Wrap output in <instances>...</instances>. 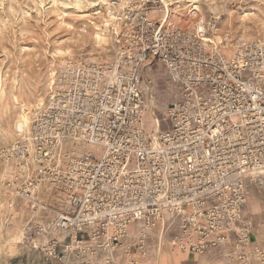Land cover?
<instances>
[{"label":"built area","instance_id":"built-area-1","mask_svg":"<svg viewBox=\"0 0 264 264\" xmlns=\"http://www.w3.org/2000/svg\"><path fill=\"white\" fill-rule=\"evenodd\" d=\"M159 1L127 8V47L116 52L113 64L68 63L64 87H55L37 114L32 143L12 147L19 165L40 166L67 140L104 149L102 158L83 154L62 171L54 162L48 174L27 178L19 190L18 197L35 210L40 205L34 194L44 176L65 190V210L52 222L30 220L22 233L24 247L41 253L45 264L73 256L78 264H114L136 223L145 226L136 248L146 256L147 230L168 214L180 221L183 251L202 255L229 243L235 233L237 262L264 264V248L253 243L251 224L242 215L248 182L264 188V43H245L227 59L212 45L215 24L202 21L204 31L196 37L171 31L151 17L149 6ZM148 60L164 66L184 88L183 99L172 103L164 120L172 122L166 133L156 117L157 130L145 131L149 105L142 83ZM200 88L207 92L199 94ZM88 229L86 243L82 235ZM62 232L71 241L60 251ZM98 252L106 253L101 262L83 260Z\"/></svg>","mask_w":264,"mask_h":264},{"label":"rangeland","instance_id":"rangeland-1","mask_svg":"<svg viewBox=\"0 0 264 264\" xmlns=\"http://www.w3.org/2000/svg\"><path fill=\"white\" fill-rule=\"evenodd\" d=\"M101 1L0 0V177L2 173L18 172L29 178L33 172L46 173L47 168H53L54 162L57 163L58 170L62 171L67 168L68 163L63 158L61 163L56 159L41 166L19 165L11 157L10 152L12 147L21 142L32 143L34 121L52 94L53 75L60 66L67 62V59L82 62L104 59L105 62L114 63L116 52L127 47L124 41V37L128 34V26L124 23L125 13H118L115 10L111 14ZM107 1L113 3V0H105V2ZM122 1L126 3V12H128L127 8L132 5L139 6L146 0ZM167 1L168 6L162 0L154 8L149 6L152 9L151 17L154 21L164 24L171 31H185L193 37L204 31L202 21L209 25L215 24L217 29L211 40L212 45L218 47L220 53L227 59L235 55L238 48L245 43H264V0ZM192 5L198 7L200 11L194 12L195 9ZM180 15L187 17L185 23L179 21ZM105 21L109 27L105 25ZM99 34L107 39L106 48L100 47L103 42L101 44L96 42L95 37ZM244 78H247V75ZM149 80H152L153 83L147 92L146 86ZM142 89L149 105L144 118L145 131H153L155 117L163 124L160 131L166 133L171 130L172 122L164 120L172 103L180 102L183 99V86L171 80L164 66L149 61L143 70ZM198 92L203 94L207 90L200 88ZM2 99H4V104L1 106ZM29 107L33 108L34 112L36 111V115L29 116L28 132L16 134V124L22 119V116L26 115L25 111L27 114L29 113ZM9 133L13 135L14 139ZM30 135L31 137H29ZM64 143V153L72 151L74 141L67 140ZM87 153H93L100 159L104 149L89 146L85 151V154ZM35 167L37 168L35 169ZM42 180L49 182L50 177L44 176ZM16 187L0 183V217L6 216L0 222L1 234L14 228L12 222L15 218L16 208L14 198H18L20 190ZM41 189L42 195L47 194L48 189L44 186ZM7 191L9 196L14 198L8 204L10 212L6 215L3 213L5 206H3L2 198L3 194H7ZM247 192L248 215L261 218L253 222L252 228L254 231H258L259 246L264 248V231H262L264 227V219L262 220L264 218V189L249 186ZM10 205L14 207L11 208ZM28 206L27 204L26 209L23 208V212L20 213L22 219H29L33 215L30 206ZM166 217L167 227L179 226V219H175L170 214ZM7 220H9L10 226H6ZM144 228L142 223L132 226L135 233ZM18 233L19 229L15 228V232L9 231L7 234L18 237ZM23 242L21 244L15 242L13 246L23 248ZM225 253L228 257L232 254V252L226 251ZM233 258L235 257L233 256ZM31 260L35 264L34 255L24 264Z\"/></svg>","mask_w":264,"mask_h":264},{"label":"crops","instance_id":"crops-1","mask_svg":"<svg viewBox=\"0 0 264 264\" xmlns=\"http://www.w3.org/2000/svg\"><path fill=\"white\" fill-rule=\"evenodd\" d=\"M151 60H148V62ZM147 62V63H148ZM153 62V61H152ZM146 63V64H147ZM39 173L33 172L29 177L36 176L38 177ZM27 176L20 175L18 172L7 174L2 173L0 177V183L17 186V189L21 190L22 184L24 183ZM249 183V182H248ZM44 186L47 190V194H41V187ZM249 186H255L252 183L247 184L246 191H248ZM4 188V187H2ZM264 189V188H260ZM6 191V190H3ZM7 194H3L2 202L5 209L3 213L7 215L9 213L8 204L14 198L13 196H9V192ZM66 193L62 186H52L49 182H41L39 185V191L34 194V199L40 205L38 210L32 208V205L21 198H14L15 203V218L12 220L13 229L5 231L3 234L0 233V264H24L30 257L35 256V264H45V260L42 254H36L33 252L31 247H14L13 244L19 243L21 244L24 241L22 238V231L24 226L30 220L35 222H52L56 219L57 213L63 212L65 210V200ZM248 199V192H247ZM249 200V199H248ZM29 205L33 215L29 219H22L20 216L23 211V208L26 209V205ZM248 204V201H247ZM247 204L242 208V215L244 220L247 223L252 224L254 221H258L261 218H256V216L248 215V208H246ZM28 206V207H29ZM6 217V216H5ZM3 217V218H5ZM166 217V215H165ZM0 222L3 219L0 217ZM167 218V217H166ZM166 218L164 221L157 224V226L153 229L147 230L148 234V242H147V250L148 254L145 256L141 253L140 250L136 248L139 231L135 233L132 230L133 224L129 228V237L123 241V247L119 250H116L114 254V264H237V260L233 258L232 254L227 256L226 252H233V242L236 238L235 233L231 234L230 242L221 246H218L217 249H209L206 253L202 255L194 254L188 250L183 251L179 248V241L185 242V239H182L181 233L179 231V226H166ZM264 218H262L263 220ZM180 225V224H179ZM19 229L18 237L9 236L10 232H15ZM252 241L254 244L259 245L257 234L258 231H254L253 228ZM264 231V227L262 229ZM8 233V234H7ZM82 235L86 241V243L90 242V234L91 229L85 230ZM264 233V232H263ZM62 242L60 243V251H62L64 244H67L71 241V236L69 232L61 233ZM177 238V239H176ZM106 256L104 252H98L96 256H87L84 257L83 260L89 261L93 260L96 262H101ZM68 259V260H67ZM235 259V260H233ZM61 264H78V260L73 256L70 258H66L63 260ZM250 264H258L254 260L250 261Z\"/></svg>","mask_w":264,"mask_h":264},{"label":"bare ground","instance_id":"bare-ground-1","mask_svg":"<svg viewBox=\"0 0 264 264\" xmlns=\"http://www.w3.org/2000/svg\"><path fill=\"white\" fill-rule=\"evenodd\" d=\"M163 1V3L166 5V6H168V1L167 0H162ZM102 3H103V5H105L106 7H107V10H109V12L111 13V14H113L114 13V11L115 10H117L118 11V13H125L126 12V3L124 2V1H120V0H113L112 2V4L111 3H109L108 1L107 2H105V0H102L101 1ZM165 6V7H166ZM193 7H194V5H192ZM162 9V8H161ZM194 9L195 10H193L194 12L195 11H200V9L198 8V7H194ZM123 11V12H122ZM161 12V11H160ZM117 13V14H118ZM162 13V12H161ZM167 13V12H166ZM163 14V13H162ZM193 14V13H192ZM192 16V15H191ZM164 17V16H163ZM187 19V17L186 16H182V15H180L179 16V21L180 22H182V23H185L186 22V19ZM188 22V21H187ZM105 25L107 26V27H109L108 26V23H107V21H105ZM117 28H118V26H117ZM118 30V29H117ZM103 39V40H102ZM95 40H96V42H98V44L100 43H102L103 42V44H101V46L100 47H103V48H106V46H107V44H108V41H106L107 39H104L103 37H102V35L101 34H99V35H97L96 37H95ZM60 56H62V54H59ZM94 62H101L102 64H105V65H111V64H113V63H111V62H105L104 61V59H100V60H96V61H94ZM68 63H71V64H75V65H84V63H89V61H77V60H68L67 59V62H65V64H63L62 66H60V68L58 69V71L53 75L54 76V79H53V84H52V89H51V92L55 89V87H57V88H62V87H64V84L61 82V77H62V72H63V70H64V68H65V66H67V64ZM50 86V85H49ZM50 89V88H49ZM53 93V92H52ZM52 95V94H51ZM2 101V103H1V106H2V104H4V99H2L1 100ZM41 102V101H40ZM43 102V101H42ZM41 105H43V104H41ZM30 109H29V113L27 114V111H25L24 112V114H26L25 116H22V119L19 121V122H17V127H16V134L17 133H26V132H28V123H29V116L30 115H34L35 113H36V111L34 112V110H32L33 108H31V107H29ZM146 113H147V111L144 113V118H145V115H146ZM36 115V114H35ZM157 120L160 122V125L162 126L163 124H162V122L157 118ZM33 121V120H32ZM155 121V126H154V128H153V131H156L157 130V127H156V124H157V121H156V119L154 120ZM153 131H148V133L149 134H151ZM30 132V131H29ZM9 135H11L10 133H9ZM11 137L14 139V137H13V135H11ZM29 137H31V135L29 136ZM32 137H34V131H33V136ZM30 139V138H29ZM17 141V140H16ZM65 143H63V145H62V147H61V151H60V153H58L57 155H56V157L52 160V161H54V160H56V159H58V162L59 163H61V160H62V158H63V160H65L68 164H69V162H70V160H72V159H75V158H78V157H81L83 154H85V151L88 149V147L89 146H85V145H79V146H74L73 147V149H72V151H70V152H67V153H64V149H65ZM12 160V159H11ZM51 161V162H52ZM51 162H49V163H51ZM48 164V163H47ZM19 168V167H18ZM37 167H35V169H36ZM43 168V167H42ZM29 169H30V167H29ZM33 169H34V167H33ZM38 171V170H37ZM29 172V171H28Z\"/></svg>","mask_w":264,"mask_h":264}]
</instances>
